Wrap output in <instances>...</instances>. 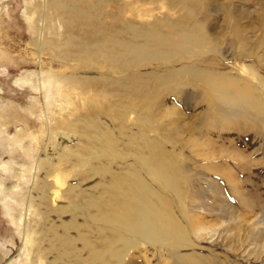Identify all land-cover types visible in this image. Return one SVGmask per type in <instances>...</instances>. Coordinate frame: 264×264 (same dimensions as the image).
Returning a JSON list of instances; mask_svg holds the SVG:
<instances>
[{"label":"bare ground","instance_id":"bare-ground-1","mask_svg":"<svg viewBox=\"0 0 264 264\" xmlns=\"http://www.w3.org/2000/svg\"><path fill=\"white\" fill-rule=\"evenodd\" d=\"M256 3L255 25L246 22L252 21L248 7L233 0H24L20 21L32 30L28 45L37 50L39 67L13 84L28 92L26 107L42 126L36 133L20 124L15 133L9 131L8 91L0 83V152L9 153L8 159H0V193L4 214L19 240L11 252L0 249V264H89L85 253L97 244L95 264L100 256L104 264H117L128 249L157 253L166 263L199 264L198 257L193 258L201 256L200 246L190 235L198 222H189L185 210L204 182L191 178L183 159L167 149L173 143L181 146L178 126L163 124L159 139L147 136L157 105L180 96L181 86H187L198 90L191 98L203 101L199 134L208 140L218 134L222 141L252 130L250 136L260 137L264 0ZM10 5V0H0L3 18L12 15ZM111 5L116 16L109 26ZM66 36L72 39L62 44ZM46 50L68 70L46 73L41 60ZM79 68L83 73L72 76ZM124 73L131 80L117 78ZM129 90L143 93L135 117L143 131L133 136L129 128H120L119 135L128 140L121 148L115 135L96 133L97 122H89V117L104 116L113 123L112 100ZM146 102L152 103L150 109ZM87 103L102 107L89 110ZM38 104L37 114L33 109ZM82 111L83 117L76 116ZM66 114L76 117L74 124ZM56 128L61 135L54 134ZM75 136L80 141L76 151L100 152L84 151L86 156L72 162L68 151L74 149L70 140ZM124 151L133 164L123 173H115L111 163L99 165L97 173L86 170L99 157L122 159ZM18 152L22 159L17 161ZM94 177L100 181L89 193L76 191ZM58 222L64 224L59 229ZM171 247L192 254L180 255Z\"/></svg>","mask_w":264,"mask_h":264},{"label":"rangeland","instance_id":"rangeland-1","mask_svg":"<svg viewBox=\"0 0 264 264\" xmlns=\"http://www.w3.org/2000/svg\"><path fill=\"white\" fill-rule=\"evenodd\" d=\"M233 1L238 6L245 4L248 7L252 21L247 20L246 22L256 25L257 18L255 16L259 10L256 2L261 3L262 0H256L250 5L245 2L246 0ZM10 2L11 18H3L0 12V83L8 91L5 95L10 104L6 114L10 116L9 131L15 133L17 124H20L23 128H30L36 133L39 132L42 125L37 116L29 114L31 109L26 107L28 92L15 87L13 83L19 76L35 71L39 67L35 61L38 54L36 49L33 50L28 45L32 38V30H27L20 21V14L25 10L24 0H10ZM217 7L219 8L218 5ZM112 10L111 5L106 22L109 26L113 22L109 19L116 16ZM119 11L116 7V12ZM212 11L215 13V9ZM72 21L75 22V20ZM210 32L216 36L213 30ZM65 33L68 32L64 30ZM71 39V36H66L61 43L65 44ZM31 54H35V56ZM41 60L45 64L44 71L52 76L57 75L62 70H68L67 65L63 64V61L61 63L48 50L44 51ZM80 71L83 73L84 69L79 68L71 74L77 76ZM117 78L119 80L122 78L125 81L131 80L129 73L121 74ZM114 81L116 84L119 83L117 79ZM193 91L194 88L192 87L181 86L178 94L180 96H176L172 100L166 98L163 105H157L154 109V114L157 117L153 119V129L149 131L147 136L150 139H159L157 133L163 124V126L168 125L170 129L178 126V141L181 146L173 143L168 145L167 149L172 155H179V158L183 159L184 164L189 168L190 173L188 174L191 178L195 177L199 182H204V187L200 193H196L194 199L187 201L185 210L189 216V222L195 220L198 222V226L195 230L190 231V235L191 242L200 246L197 250L201 256L194 255L193 259L198 257L199 264H264V251H261V246L264 245V131L260 133L259 138L254 135L250 136L253 132L250 130L247 135L242 136L243 134H241V137L239 136L235 140L229 137L228 140L225 138L221 141L222 137L218 134L212 135L211 140H208L204 135L199 134L203 127L199 122L203 114L201 112L203 101L191 98L198 92V90ZM112 101L114 102L113 123L104 116L89 117V122H97L96 133L108 132L113 136L115 135L122 148L126 146L128 140L119 135L120 128H129L133 136L143 131L141 123L135 118L140 112L139 105L144 102L143 93L136 94L134 90H129L122 96L115 95ZM10 106L13 111L10 110ZM86 106L89 110L102 107L101 104L89 105L88 103ZM145 107L150 109L152 103L146 102ZM39 110L38 104L33 111L38 114ZM83 114L82 111L76 116L83 117ZM65 117L69 118L68 122L71 124L77 120L76 117H69L68 114ZM131 117L133 122L130 120ZM57 132L62 134L59 128L54 129V134ZM233 134H237V132ZM73 139L75 141L70 140V142L73 143V150L75 151H68L72 155L70 158L72 162H79L78 159H82L85 155L84 151L88 153L100 152V150L84 148H80L81 152L76 151L80 141L79 139L76 140V136ZM198 141L204 144L201 146ZM127 148L134 150V147ZM8 154L5 150L1 151L2 158L0 159H8ZM123 154L124 158H115L114 161L104 154L106 159L99 157L89 163L86 170H89L90 173H97L99 165L111 163L115 173L121 174L128 165L133 164V159L129 157V153L124 151ZM14 158L17 161L21 160V153L18 152ZM90 164H94V167H91ZM97 177H94L93 180L86 179V182L82 183L76 191L89 193L88 191L100 181ZM8 180L6 178V182H9ZM85 199L83 202L87 200ZM57 218L58 216L54 217L56 220ZM62 225L64 224L58 222V229ZM197 228L203 230L199 231ZM71 236H75L73 232H71ZM15 244H19V240L13 226L4 214L0 193V249L11 252L15 249ZM171 248L175 253L179 252L180 255L192 254L190 250L184 248L179 250ZM94 251H98V244L96 248L91 247L85 253L89 264H95L92 257ZM120 256L122 258L118 260L117 264H147L148 262L145 260H148L149 264H171L166 263V260L164 262V259L157 253L154 255L136 254V251L132 249L123 250ZM149 257L152 258L148 259ZM204 257H208L206 262H203ZM99 258L102 257L97 258L98 264H104L103 259L98 260ZM187 264L190 263L187 262Z\"/></svg>","mask_w":264,"mask_h":264}]
</instances>
